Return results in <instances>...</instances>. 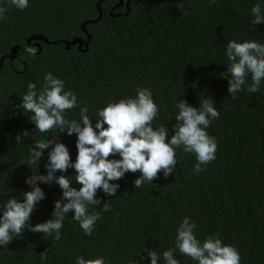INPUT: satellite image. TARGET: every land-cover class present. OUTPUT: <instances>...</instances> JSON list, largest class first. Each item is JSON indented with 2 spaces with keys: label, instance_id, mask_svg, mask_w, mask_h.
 <instances>
[{
  "label": "trees",
  "instance_id": "trees-1",
  "mask_svg": "<svg viewBox=\"0 0 264 264\" xmlns=\"http://www.w3.org/2000/svg\"><path fill=\"white\" fill-rule=\"evenodd\" d=\"M127 1L118 6V0H28V7L20 10L10 0H0V7L7 8L0 19V205L13 196L22 201L23 192L32 190L27 177L47 175L45 165L54 145L30 164L35 141L53 137L76 161L75 133L69 136L59 128L41 133L31 114L19 107L28 84L41 89L48 73L63 80L80 102L65 117L79 121L80 108L87 107L93 126L98 110L109 101L135 98L137 86L149 88L159 108L154 130L165 125L168 140L175 132L180 99L198 108L211 98L220 113L206 129L217 142L216 159L195 173V154L181 147L175 149L172 175L160 172L152 183L136 188L134 181L141 174L125 173L110 182L120 186L114 196L97 190V198L108 201L110 211L104 212L102 203L89 205V213L101 215L91 236L70 211L59 240L25 228L7 246L0 245V264H75L81 255L102 256L105 264H151L145 248L158 253V264H166L163 252L175 247L184 217L195 222L194 234L201 242L215 233L238 250L240 264H264V80L258 92L249 93L248 77L233 99L228 92L230 74L225 78L229 40L264 44V23L253 25L251 15L256 4L264 11V0ZM178 3L184 4L183 11ZM87 35L86 51L65 45L86 41ZM33 36H42L48 44L40 40V48L32 47L28 40ZM14 48L18 50L10 59ZM25 131L28 136L17 142V134ZM55 175L68 177L77 190L82 186L75 181L74 168ZM37 184L45 199L31 215L32 226L53 218L55 201L63 194L55 182ZM41 253L47 258L41 260ZM174 257L179 264H198L178 249Z\"/></svg>",
  "mask_w": 264,
  "mask_h": 264
},
{
  "label": "clouds",
  "instance_id": "clouds-1",
  "mask_svg": "<svg viewBox=\"0 0 264 264\" xmlns=\"http://www.w3.org/2000/svg\"><path fill=\"white\" fill-rule=\"evenodd\" d=\"M211 2L215 3V0ZM10 3L20 10L28 7V0H10ZM177 7L183 11L184 4L178 3ZM6 11V7H0V19ZM251 15L254 17L253 25L264 23V11L260 4L251 8ZM226 55L229 64L225 78L230 74L228 92L231 98L235 99L236 93L244 90L248 77L252 83L247 86V91L258 92L261 81L264 80V44L229 40ZM44 81L39 90L36 84H28V90L19 107L31 114L30 120L41 133L50 132L54 128H59L61 132L66 130L69 136L75 133L78 155L73 163L67 146L56 142L53 137L34 142L28 161L30 164L39 161L43 150L54 145L48 153V163L45 165L47 175L27 177L25 183L32 190L23 192L22 201L13 196L0 205V245L7 246L14 236L22 235L25 228L30 232L52 235L55 240H59L66 214L70 211L74 212L72 218L79 222L84 233L91 236L101 215L99 211L89 213V205L102 203L103 211H110V203L97 198L98 189H102L108 196H114L120 186L110 182L122 179L128 172L141 174L134 181L136 188H140L145 181L152 183L160 172L165 177L172 175L177 163V148L182 147L185 153L195 154V173L204 171L202 165L216 159L217 142L206 129L213 119L219 118L220 113L211 98L200 102L198 108L180 99L175 105L178 109L175 132L168 140V129L165 125L154 130L153 120L159 108L149 88L137 86L135 98L109 101L104 108L98 110L99 118L93 126L87 107L80 108L79 121L65 117V112L79 107L80 102L72 90L65 89L63 80L48 73ZM28 134L27 131L17 134L15 139L20 142L21 136L27 137ZM117 154L120 159H109ZM70 167L76 171L75 181L82 185L79 190L71 186L72 181L65 175H55L57 171L65 173ZM37 181L49 185L55 182L63 194L61 199L55 201L53 218L32 226L31 215L38 202L45 199V192L38 186ZM195 229V222L184 217L176 230L175 247L163 252L166 264H179L174 257L177 249L198 261V264H240L241 256L234 246L225 245L215 233L201 242L194 234ZM144 251L150 257L151 264H158L160 257L155 250L145 248ZM40 257L41 260L46 259L47 253H41ZM75 264H105V260L102 256L86 259L81 255L76 257Z\"/></svg>",
  "mask_w": 264,
  "mask_h": 264
},
{
  "label": "water",
  "instance_id": "water-1",
  "mask_svg": "<svg viewBox=\"0 0 264 264\" xmlns=\"http://www.w3.org/2000/svg\"><path fill=\"white\" fill-rule=\"evenodd\" d=\"M118 1H119L118 6H121L122 3H123V0H118ZM129 2H130V0L127 1L126 5H128ZM99 3H100V2L97 3V10H98V13H99V16H98V17L100 18V17L102 16V11H101V9L99 8ZM92 22H96V20H94V21H92ZM86 23H91V22H86ZM83 26H84V25H82V30H83L84 32H86V30L84 29ZM89 39H90V36L87 35V40H86V41H83V40H81V39H75V40H73V41H71V42H65V45H66V46H75V45H77L78 49L81 50V48L84 47L85 49H82L81 51H86L87 46H88V43H89ZM40 40L43 41L44 43L48 44L47 41H46L42 36H33V37H31V38L28 40V43L33 42V45H31L32 47H35V46H36V47H39V48H40L39 44L37 43V42L40 41ZM17 50H18L17 48H14V49L12 50L11 55H10V59H12V58L16 55V51H17ZM2 62H3V59L0 61V66L2 65Z\"/></svg>",
  "mask_w": 264,
  "mask_h": 264
}]
</instances>
